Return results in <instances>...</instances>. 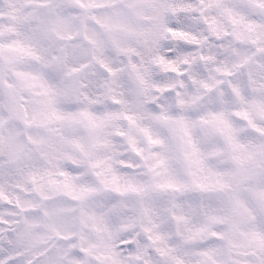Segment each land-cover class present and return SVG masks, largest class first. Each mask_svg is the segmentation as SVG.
<instances>
[{"label": "snow or ice", "instance_id": "1", "mask_svg": "<svg viewBox=\"0 0 264 264\" xmlns=\"http://www.w3.org/2000/svg\"><path fill=\"white\" fill-rule=\"evenodd\" d=\"M0 264H264V0H0Z\"/></svg>", "mask_w": 264, "mask_h": 264}]
</instances>
